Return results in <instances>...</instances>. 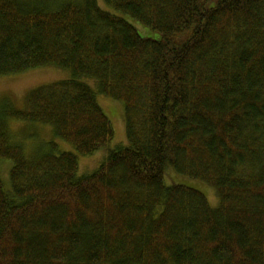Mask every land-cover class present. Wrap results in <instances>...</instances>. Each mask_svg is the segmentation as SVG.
Instances as JSON below:
<instances>
[{"label":"trees","instance_id":"16d2710c","mask_svg":"<svg viewBox=\"0 0 264 264\" xmlns=\"http://www.w3.org/2000/svg\"><path fill=\"white\" fill-rule=\"evenodd\" d=\"M50 1L0 0V77L71 72L0 110V264H264V0H104L156 39L96 0ZM82 78L123 102L127 146L78 177L75 154L28 158L7 123L48 125L83 156L106 147ZM168 168L218 206L166 186Z\"/></svg>","mask_w":264,"mask_h":264},{"label":"rangeland","instance_id":"374dc122","mask_svg":"<svg viewBox=\"0 0 264 264\" xmlns=\"http://www.w3.org/2000/svg\"><path fill=\"white\" fill-rule=\"evenodd\" d=\"M66 1L72 0H51L50 4L56 5ZM96 2L101 10L124 18L132 24L139 31L141 36L152 39L158 38V35L150 29L142 26L129 16L107 6L104 0H96ZM70 78V71L55 66L40 67L23 73L2 76L0 77V110L8 108L6 106L9 104L15 110L24 111L26 109L25 98L31 90ZM82 82L88 84L95 91L99 106L111 122L114 137L106 147H103L90 155L83 156L78 154L68 143L55 138L52 128L48 125L15 119H9L7 123L11 139L22 146L23 151L28 158L34 155L36 156L40 151L45 150L51 142H54L57 145V153L71 152L75 154L78 162V177L92 174L107 157L110 151L127 146L123 102L100 94L97 91L96 82L92 79L82 78ZM11 165V160H0V178L5 190L10 188L9 171ZM164 183L166 186H170L171 184H181L196 189L206 197L212 208L218 206V196L211 187L200 181L180 176L171 168L166 170Z\"/></svg>","mask_w":264,"mask_h":264}]
</instances>
